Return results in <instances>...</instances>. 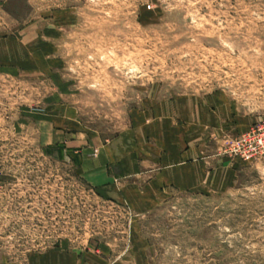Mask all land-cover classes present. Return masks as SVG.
<instances>
[{
    "label": "rangeland",
    "instance_id": "1",
    "mask_svg": "<svg viewBox=\"0 0 264 264\" xmlns=\"http://www.w3.org/2000/svg\"><path fill=\"white\" fill-rule=\"evenodd\" d=\"M4 50L0 264H264V0H0ZM177 97L226 114L230 186L136 210L85 182L68 144Z\"/></svg>",
    "mask_w": 264,
    "mask_h": 264
},
{
    "label": "crops",
    "instance_id": "2",
    "mask_svg": "<svg viewBox=\"0 0 264 264\" xmlns=\"http://www.w3.org/2000/svg\"><path fill=\"white\" fill-rule=\"evenodd\" d=\"M8 53L4 50L0 57ZM214 100L177 97L160 102L152 109L136 111L132 127L111 140L68 144L82 178L102 197L126 202L136 210L149 209L172 190L198 192L230 186L232 165L208 154L202 141L206 127L226 117L208 107Z\"/></svg>",
    "mask_w": 264,
    "mask_h": 264
},
{
    "label": "built area",
    "instance_id": "3",
    "mask_svg": "<svg viewBox=\"0 0 264 264\" xmlns=\"http://www.w3.org/2000/svg\"><path fill=\"white\" fill-rule=\"evenodd\" d=\"M256 130H258V131L257 132H255V131L254 132H249V133L254 134V135H255V133L258 134L259 137H258V139L256 141L260 142V143H264V136H262L263 135L262 129L258 128ZM236 140H237L238 143H241V142L248 141V138L246 137V135H243L239 139H236ZM251 156H252L251 154L245 155V159H250Z\"/></svg>",
    "mask_w": 264,
    "mask_h": 264
}]
</instances>
